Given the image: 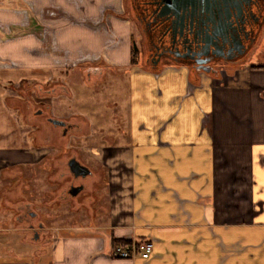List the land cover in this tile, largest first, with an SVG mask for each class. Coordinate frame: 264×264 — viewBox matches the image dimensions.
<instances>
[{
    "label": "crops",
    "instance_id": "0c3cea01",
    "mask_svg": "<svg viewBox=\"0 0 264 264\" xmlns=\"http://www.w3.org/2000/svg\"><path fill=\"white\" fill-rule=\"evenodd\" d=\"M109 3L117 0H0V264H264V63L218 76L150 70L132 54V23ZM84 64L88 80L129 68L128 106L100 135L85 120L97 142L83 156L99 164L76 157L91 172L71 200L81 217L55 226V193L27 192L29 170L50 150L22 131L31 105L12 100L2 81H58ZM94 96L82 99L90 116ZM114 241L151 243L153 252L146 261L113 259Z\"/></svg>",
    "mask_w": 264,
    "mask_h": 264
},
{
    "label": "rangeland",
    "instance_id": "374dc122",
    "mask_svg": "<svg viewBox=\"0 0 264 264\" xmlns=\"http://www.w3.org/2000/svg\"><path fill=\"white\" fill-rule=\"evenodd\" d=\"M119 5L120 1L117 0V3H112L109 5L108 11H120L119 13H121V10L123 9L120 8ZM65 15L66 13L58 11V16L60 19L64 18L67 20L68 17ZM128 15L123 11L124 17L128 18ZM103 24L104 28L108 32V35L112 34L111 16L107 15V21L104 19ZM132 28L136 44L135 53L137 60L139 61L140 35L136 31L135 27ZM247 62L252 64L264 63V37L259 45L256 46ZM87 66V64L80 65L79 69L75 70L63 69L58 81H51V79H47V77L44 79L35 77L33 79L31 78L29 81L15 80L11 83H5L2 81V83L7 87L6 89H8L7 94L13 96L12 100H15V97H17L19 101L18 104L23 105L24 103H27L28 105H31L29 116L30 121L28 124L21 122L22 131L26 132L28 136L36 135V142L43 144L45 147L44 149L50 150L49 155L41 164L40 169L33 168V171L29 170L27 175V192L30 193L28 197H30V195L35 196L37 192L41 193L44 200L45 198L49 199L48 197L51 198V196H49L50 192L55 193L54 199H57V202L59 203H57L58 208L56 210L58 211V214L56 213L58 216H53V214L50 212V217L56 218L53 221V225L55 224V226H59L60 224L66 225L72 219H78L81 217L80 215H77V212L75 214L74 211H71V200L66 196V190L71 184V178H68L69 170L67 163L72 157L81 158V161H85L83 156V147H89L97 142L95 139L88 138L90 136L89 126L84 129L86 124L85 120L92 117L91 126H94L95 128L92 129L91 127L90 131L93 132V130H95V132L98 133L97 135H100V132H98L99 128L104 129L107 126L114 125L116 123V119L125 116L128 106L127 101L129 89L127 77L129 68L119 67L117 69V71L120 72L119 75L116 74L115 71L112 72L111 69L106 71L102 76L97 75V73L94 75L91 74L90 77L92 80H88L89 78L84 74L81 75V72L86 69L84 67ZM63 68L65 67L63 66ZM88 72L91 73L92 71ZM24 86L27 90V93L22 95V97L18 96L19 88ZM69 88L74 90V97L72 98L70 96L71 90H69ZM115 91L117 97H119L120 101H122V103L119 105L121 113L117 112L115 106L111 107L110 105L111 99H115ZM90 94H95L94 97L97 99L95 100L96 103L94 104V109L96 111L94 116H90L91 114L85 112V107L83 104L85 96ZM91 98H93V96ZM69 99H74V101L72 100L73 102H71ZM107 102L109 108L106 106ZM13 104L16 103L13 102ZM39 110L43 112V117L36 118L35 112H38ZM84 112L88 118L84 116ZM79 115H83L84 117ZM46 118L63 121L66 124L72 125L71 129L67 130L65 133V138L63 140H60V138L63 136L62 128L48 123ZM56 137L58 140L55 139ZM86 164H91V166H94L95 164L99 163L98 161H91V163L86 162ZM54 209H56V207ZM30 212H35V209H31ZM38 212L44 213L45 222L48 221L47 218L50 219L46 215L48 212V207H45V209L42 211L38 210ZM29 221L31 223L32 221L36 222L35 217H29ZM49 223L50 222H48V224ZM29 238L31 242L34 241L32 235H30ZM32 249L36 248L33 247Z\"/></svg>",
    "mask_w": 264,
    "mask_h": 264
},
{
    "label": "flooded vegetation",
    "instance_id": "af4514ba",
    "mask_svg": "<svg viewBox=\"0 0 264 264\" xmlns=\"http://www.w3.org/2000/svg\"><path fill=\"white\" fill-rule=\"evenodd\" d=\"M121 2L140 35L139 62L153 71L171 65L186 67L194 75H220L248 61L264 37V0ZM35 113L36 118L43 117L42 111ZM46 120L51 123V118ZM56 127L62 128L63 140L72 125ZM87 177H75L69 171L71 184L66 196L70 200L85 192ZM78 187L83 188L80 193L71 195Z\"/></svg>",
    "mask_w": 264,
    "mask_h": 264
},
{
    "label": "built area",
    "instance_id": "2783aa9c",
    "mask_svg": "<svg viewBox=\"0 0 264 264\" xmlns=\"http://www.w3.org/2000/svg\"><path fill=\"white\" fill-rule=\"evenodd\" d=\"M153 252L151 243H119L112 242L110 246V256L117 260L140 259L146 261L150 259Z\"/></svg>",
    "mask_w": 264,
    "mask_h": 264
},
{
    "label": "water",
    "instance_id": "95a60500",
    "mask_svg": "<svg viewBox=\"0 0 264 264\" xmlns=\"http://www.w3.org/2000/svg\"><path fill=\"white\" fill-rule=\"evenodd\" d=\"M216 76H218V75H216ZM50 121H51V123L54 126H61V127L62 126H65V123L62 122V121L53 120V119H51ZM67 165H68L69 171L75 177L85 178V177H87V176H89L91 174L89 168L81 165L75 158L70 159ZM82 189H83L82 187H78V188L73 189L70 193H71V195H74L75 196L78 193H80V191Z\"/></svg>",
    "mask_w": 264,
    "mask_h": 264
},
{
    "label": "trees",
    "instance_id": "16d2710c",
    "mask_svg": "<svg viewBox=\"0 0 264 264\" xmlns=\"http://www.w3.org/2000/svg\"><path fill=\"white\" fill-rule=\"evenodd\" d=\"M135 51H136V48L133 47V50H132V54H133V56L135 55ZM131 64H132L133 66L136 65V61H134V57L132 58Z\"/></svg>",
    "mask_w": 264,
    "mask_h": 264
}]
</instances>
